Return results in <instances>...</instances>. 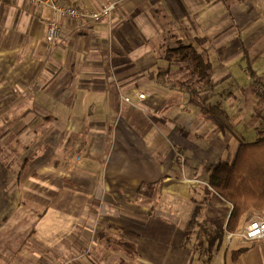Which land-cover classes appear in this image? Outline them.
<instances>
[{
  "label": "crops",
  "instance_id": "crops-1",
  "mask_svg": "<svg viewBox=\"0 0 264 264\" xmlns=\"http://www.w3.org/2000/svg\"><path fill=\"white\" fill-rule=\"evenodd\" d=\"M64 1L116 8L50 48L51 8L0 0V264H264V238L185 234L199 203L226 228L210 169L264 135V0Z\"/></svg>",
  "mask_w": 264,
  "mask_h": 264
},
{
  "label": "trees",
  "instance_id": "trees-1",
  "mask_svg": "<svg viewBox=\"0 0 264 264\" xmlns=\"http://www.w3.org/2000/svg\"><path fill=\"white\" fill-rule=\"evenodd\" d=\"M189 52L184 58L195 64L194 71L201 72V78L206 86L212 87L211 63L206 61L202 54L191 46L181 45ZM183 58V59H184ZM201 67V70H200ZM209 185L206 193L215 192L219 197L232 203L233 208L225 229L212 228L208 222L199 223L196 219L201 211L202 204L196 206L191 219L190 226L186 230V238L193 232L203 239L199 245L203 246L204 241L208 243L207 249L211 250L220 242L227 232L235 231L240 223L241 217L250 209H264V135L261 134L254 142L242 143L236 153L233 162H221L210 169ZM197 227V230L195 229ZM243 248L233 252V258H237L243 252Z\"/></svg>",
  "mask_w": 264,
  "mask_h": 264
},
{
  "label": "built area",
  "instance_id": "built-area-1",
  "mask_svg": "<svg viewBox=\"0 0 264 264\" xmlns=\"http://www.w3.org/2000/svg\"><path fill=\"white\" fill-rule=\"evenodd\" d=\"M40 7L48 6L53 12V18L46 20V40L50 48L59 42L61 35V26L59 18H71L76 21H97L103 17H108L112 14L116 8V2L111 1L102 4L99 9L91 10L81 7H76L67 4L64 0H31ZM138 96L144 98L146 94L139 92ZM126 101H130V98L126 97ZM183 162V157L180 158ZM210 187L209 184H206ZM235 235L240 237L244 241H255L264 238V217L255 218L245 224L240 229H236L233 232L228 233V237L232 238Z\"/></svg>",
  "mask_w": 264,
  "mask_h": 264
},
{
  "label": "rangeland",
  "instance_id": "rangeland-1",
  "mask_svg": "<svg viewBox=\"0 0 264 264\" xmlns=\"http://www.w3.org/2000/svg\"><path fill=\"white\" fill-rule=\"evenodd\" d=\"M49 8H50V7H49ZM240 239H241L240 237H238L237 235H235V236L233 237V245L238 246V247H239V245H244V243H242ZM197 246L200 247V245H197ZM202 249H203V248H202ZM211 250H212V249H211ZM211 250H208V249H207V251H209V253H210Z\"/></svg>",
  "mask_w": 264,
  "mask_h": 264
}]
</instances>
